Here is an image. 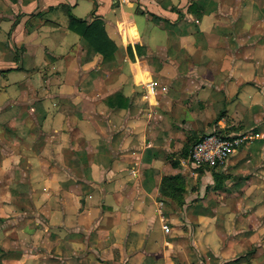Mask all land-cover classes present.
I'll return each instance as SVG.
<instances>
[{"label": "crops", "instance_id": "crops-1", "mask_svg": "<svg viewBox=\"0 0 264 264\" xmlns=\"http://www.w3.org/2000/svg\"><path fill=\"white\" fill-rule=\"evenodd\" d=\"M69 14L103 22L112 61L68 29ZM0 38V94L19 90L0 100V163L22 174L18 184L15 163L27 164L34 203L51 210L56 264H174L177 236L164 227L175 230L190 205L200 210L181 225L194 224L182 228L194 251L218 259L244 247L243 235L206 231L216 219L229 227L235 206L242 217L264 202V0H0ZM214 111L226 116L213 132L250 139L222 168L179 159ZM186 164L199 184L178 208L159 186L181 174L186 191Z\"/></svg>", "mask_w": 264, "mask_h": 264}, {"label": "rangeland", "instance_id": "rangeland-1", "mask_svg": "<svg viewBox=\"0 0 264 264\" xmlns=\"http://www.w3.org/2000/svg\"><path fill=\"white\" fill-rule=\"evenodd\" d=\"M82 5L83 4L78 8L79 10L85 7H82ZM79 10H77L78 15H80ZM65 37L67 41H71L72 39L78 40V37L71 33L67 34ZM0 41L3 43V38H0ZM6 93H8L7 95L11 99H16L15 97H17L19 90L17 87L6 88L4 93L0 94V100L6 97ZM21 97L22 99H24V97H32V94H22ZM219 112L220 111H218V113L214 111L217 115L215 114V117L212 116L213 119L208 125L209 129L207 130V134L213 132V130L219 129L213 126L217 121ZM224 115L225 112L223 113V116ZM201 135L205 136L206 134L203 132V134L199 136ZM17 160L18 159H16V161ZM185 162L187 163V161ZM22 163L23 161L21 164H17L16 162L15 169L20 168L22 169L21 171L25 173V175L22 176L24 177V184L17 183L18 177H20L19 175H22L19 171H17L18 174H12L11 168L8 169V166H5L7 168H3L0 163V264H56L57 261L59 262L56 249L49 244L50 241L52 242V238L50 240L49 235L50 226H53L50 224V219H48L51 210H48L45 205H37L34 203L32 199L35 195L34 190L27 188V164L25 162ZM186 165L190 171L186 172L188 188L185 192H189L191 191L190 189L197 186L199 182L197 183V180L194 181L192 178V166L190 164ZM64 186L66 190H68L67 188L70 184H64ZM44 193H48V190L47 192L44 190ZM48 196L49 193L46 194V197ZM218 197L219 196L214 198V200H208V212L205 213H209L210 208L214 207V212L211 214H215V200H217ZM258 201L260 202L256 205L253 203L248 204L246 206L248 210H246V214L242 217H239V210L242 206H235V216L229 221V227L225 224V220L221 221L220 219H216L213 228L206 231V233H212L222 229V231L229 232L232 237H236L237 239H242L243 235V240L246 241L244 242V247L237 248V250L232 253H218V259L212 253H199L197 249L194 251V239L191 236L185 239L184 235H187V233L183 234L182 228L185 231H189V234H192L195 230L193 223L189 226L186 224L184 226L181 225L184 223L182 218L185 216V211L191 213L195 210L199 212V206L190 205L188 209L182 210L180 220L176 223L177 226H174L175 230H172L173 227L168 226L171 230L168 228L169 231L166 233L170 234L171 232V234L177 236H175L177 238L175 244L170 246L169 249L171 262H174V264H215L222 260L224 263L225 261H229L232 264H264V252L261 253L257 250L258 244L264 243V202L261 199ZM175 207L176 206L171 205V208L174 209L172 211L174 212L178 209ZM243 217L244 220L238 223ZM204 229H207V227ZM257 231L259 233H256ZM221 240L222 239H220V241ZM222 241H226L227 243L228 239L226 238Z\"/></svg>", "mask_w": 264, "mask_h": 264}, {"label": "trees", "instance_id": "trees-1", "mask_svg": "<svg viewBox=\"0 0 264 264\" xmlns=\"http://www.w3.org/2000/svg\"><path fill=\"white\" fill-rule=\"evenodd\" d=\"M68 29L78 34L89 47V51L92 53H99L103 62H110L114 58L116 46L114 42L107 36L103 22L99 19H94L92 22L87 23L84 20L77 19L69 14ZM130 51V50H129ZM224 111L219 113V118ZM217 120H219L217 118ZM193 136L188 137L184 147L181 151L179 159H187L189 150L196 144L201 138ZM179 159L171 160V164L174 168L178 167ZM215 178V187L220 188L223 185L222 179H218V175ZM185 180L181 174H175L170 176H164L161 179L159 186V193L165 198H169L175 203L178 208L184 205V193H185Z\"/></svg>", "mask_w": 264, "mask_h": 264}, {"label": "built area", "instance_id": "built-area-1", "mask_svg": "<svg viewBox=\"0 0 264 264\" xmlns=\"http://www.w3.org/2000/svg\"><path fill=\"white\" fill-rule=\"evenodd\" d=\"M154 88L155 83L149 84V91L153 92ZM249 139L240 134L211 132L191 147L188 158L198 166L222 168L231 154ZM164 231L168 232V227H164Z\"/></svg>", "mask_w": 264, "mask_h": 264}]
</instances>
